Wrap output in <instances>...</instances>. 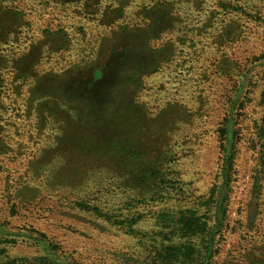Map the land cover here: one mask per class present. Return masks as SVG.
Returning a JSON list of instances; mask_svg holds the SVG:
<instances>
[{
	"label": "rangeland",
	"instance_id": "rangeland-1",
	"mask_svg": "<svg viewBox=\"0 0 264 264\" xmlns=\"http://www.w3.org/2000/svg\"><path fill=\"white\" fill-rule=\"evenodd\" d=\"M0 264H264V0H0Z\"/></svg>",
	"mask_w": 264,
	"mask_h": 264
},
{
	"label": "trees",
	"instance_id": "trees-1",
	"mask_svg": "<svg viewBox=\"0 0 264 264\" xmlns=\"http://www.w3.org/2000/svg\"><path fill=\"white\" fill-rule=\"evenodd\" d=\"M232 130H233L232 127H230L228 129V134H229L228 139L230 138V134H231ZM231 141H234V137L231 138ZM226 166H228V165H226ZM231 169H232V164H231ZM186 217H188V216H186ZM189 218L191 219L190 225H193V228H191V230L189 231V234H194L195 232H197L198 229H196L194 226H196L197 228L200 227L199 230L202 232V234H208L209 229H208L205 221L203 222V221H201L200 217H196L194 212H191V217H189ZM185 252L186 251H184V250H178V252L171 253V255L172 256H179L180 254H184Z\"/></svg>",
	"mask_w": 264,
	"mask_h": 264
}]
</instances>
